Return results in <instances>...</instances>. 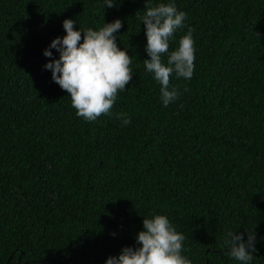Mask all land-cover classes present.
Here are the masks:
<instances>
[{"label":"trees","instance_id":"1","mask_svg":"<svg viewBox=\"0 0 264 264\" xmlns=\"http://www.w3.org/2000/svg\"><path fill=\"white\" fill-rule=\"evenodd\" d=\"M113 3L0 0V264H105L139 247L155 215L185 237L191 264H241L230 231L253 232L249 264H264V0ZM159 3L186 14L169 53L188 28L196 49L192 78H170L181 95L168 106L143 63L140 18ZM65 19L81 31L122 22L133 76L95 121L44 67L59 59L49 45Z\"/></svg>","mask_w":264,"mask_h":264},{"label":"clouds","instance_id":"2","mask_svg":"<svg viewBox=\"0 0 264 264\" xmlns=\"http://www.w3.org/2000/svg\"><path fill=\"white\" fill-rule=\"evenodd\" d=\"M111 8L113 0H104ZM186 14L178 11L174 3H159L147 7L140 18L145 26L146 53L150 59L143 61L145 69L152 73L160 84V99L164 106L176 101L181 93L176 86L170 87V78L190 80L195 68V46L193 30L188 28L178 40V47L169 53V42L173 34L185 27ZM74 21L65 19V35L53 39L49 48L59 52V59H53L44 67L51 70L52 80L70 96L71 106L78 117L86 121H95L109 114L117 100V95L126 89L132 79L131 57L125 49L117 46V33L122 27L119 19L104 23L98 30L87 28L74 30ZM81 33L83 41L81 42ZM44 56L51 57L52 52L45 49ZM167 54V62L162 57ZM123 124L130 123L125 113H119ZM143 230L136 240L137 248L125 247L117 257H109L105 264H191L181 255L185 237L178 232L164 215H155L143 219ZM255 234L248 233L247 241L243 234L230 231L224 240L229 255L241 264H249Z\"/></svg>","mask_w":264,"mask_h":264}]
</instances>
